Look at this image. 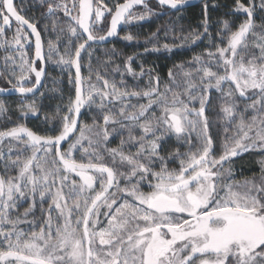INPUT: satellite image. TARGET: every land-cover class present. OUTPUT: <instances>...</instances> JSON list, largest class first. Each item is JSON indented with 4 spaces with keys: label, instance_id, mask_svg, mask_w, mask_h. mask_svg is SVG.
<instances>
[{
    "label": "snow or ice",
    "instance_id": "snow-or-ice-1",
    "mask_svg": "<svg viewBox=\"0 0 264 264\" xmlns=\"http://www.w3.org/2000/svg\"><path fill=\"white\" fill-rule=\"evenodd\" d=\"M40 3L46 5L45 19L55 17L53 31L59 29L46 52L37 25L14 0H0V37L13 21L17 25L11 41L0 40V48L9 52L0 77L10 73L15 91L34 95L51 63L69 70L74 97L54 116L45 115L46 134L23 124L0 131V264H264V158L258 161L260 173L243 181L234 178L231 167L242 153L264 151V18L255 20L264 0L258 5L234 0L231 14L244 19L235 28L223 20L215 37L205 0L203 32L193 29L183 39L195 43L207 36L209 47L188 61L194 68L173 66L182 79L169 69L163 90L152 69L148 86L140 88L126 83L118 65L112 72H119L120 85L106 78L109 61L101 64L104 74L93 68V58L99 60L93 45L117 35L120 24L147 19L152 14L147 0H117L114 10L104 0ZM185 3L158 0L171 9ZM134 5L147 11L136 14ZM61 11L67 17L63 26L56 16ZM105 13L110 27L98 35L102 29L96 24ZM30 35L34 56L22 51ZM161 47L171 52L176 46L165 43L152 51ZM132 60L125 62L127 74L145 75L143 66L134 71ZM33 73L35 82L25 86ZM213 89L220 94L218 112L211 103ZM86 106L97 110L91 124L79 119ZM5 111L0 102V113ZM19 111L27 116L40 109L32 102ZM210 112L223 128L218 144ZM114 136L119 145L109 148ZM173 136L184 151L167 150Z\"/></svg>",
    "mask_w": 264,
    "mask_h": 264
},
{
    "label": "trees",
    "instance_id": "trees-1",
    "mask_svg": "<svg viewBox=\"0 0 264 264\" xmlns=\"http://www.w3.org/2000/svg\"><path fill=\"white\" fill-rule=\"evenodd\" d=\"M110 8L114 9V5L117 0H104ZM120 3L124 0H119ZM208 4V14L210 17V26L209 32L215 37L217 31L222 27L221 22L223 20H228L231 27L235 28L238 26L239 22L244 19L242 15L231 14V10L234 6V0H206ZM247 4L248 0H243ZM256 4H259V0H255ZM15 5L18 9H22L27 18L31 22L35 23L38 27V30L41 33V39L43 42L44 50L47 51L48 42L52 40L56 42L57 34L59 29L53 31L52 29V19L55 17H49L45 19L42 15L46 12V5H41L39 0H15ZM205 1L180 11L165 13L166 10L160 8L156 3H148L149 8L151 9L152 14L143 21H136L131 24H124V27L118 36L112 43L105 46H95L96 56L99 57L97 60L93 58V68L99 69L101 74H104L105 68L101 67V64L104 61H109L107 64V76L109 80H114L117 85H120L121 76L119 72L113 73L112 68L117 65L120 67V70L125 73L124 80L129 86L138 85L140 88H146L148 86L147 81L149 76L147 75L148 69H152V75H159L161 77V90H163V85L168 81V71L173 69L177 73V79H182L180 75V69L174 68V65L184 63V69L189 70V68H194L195 65H189L193 56L200 55L204 53V50L209 47L208 37L204 36L201 40H197L195 43L191 42V38L187 42H184V37L188 35L193 29L197 32H203V27L201 22L204 19V5ZM147 11L144 7L138 8L133 12L136 14ZM60 18V23L63 26L64 21L67 20V17H64L63 12H58L56 14ZM110 16V15H108ZM264 18V11H261L258 7L255 13V20L257 23H260L261 19ZM108 17L101 25L96 26L101 31L97 32L98 35H104L108 28L107 23ZM47 25V29L45 28ZM17 25L13 22L11 28L6 31L4 37H0V40L7 39L12 40ZM158 32V38L153 39L152 33ZM167 32V35L165 34ZM131 34L134 39L132 41L124 40L125 35ZM68 33L65 32L62 36V43L59 45L60 51L63 52V43L67 41ZM175 45L171 52L164 50L161 47L160 51H152V48L160 47L163 44ZM28 51L33 50L32 41L29 37L28 44L25 46ZM148 49V51H145ZM26 49H24L25 51ZM214 50V46H213ZM11 54L16 55L17 53L14 50H10ZM9 52H5L4 49L0 48V63L1 71L4 70V57L8 55ZM18 56V55H17ZM132 56L133 60L131 66L135 72L139 73L141 67L143 66L145 70V75L142 77H133L128 75L124 67L127 57ZM207 59L206 55L204 56ZM84 62H87V56L85 55ZM18 67H16V75L18 73ZM73 80L75 75V70L71 69ZM84 76L88 75L87 68L82 70ZM7 78L0 77V87L3 89H8L13 87V84H16L17 81L15 76L10 75V73L5 74ZM11 79V83H9ZM56 81L55 83L53 81ZM92 80L95 81V71L92 75ZM34 83V78L30 74V82L26 83L25 86H31ZM102 84V82H101ZM55 89V91H53ZM43 93V95H41ZM74 97V83H69V70L62 69L54 64L46 65V76L44 79L43 86L41 90L33 97H0V102L5 105L6 111L0 113V131L11 129L19 124H23L26 127L32 129L38 134H46V129L49 125L45 122V115L49 117L54 116L57 112V107L60 106L63 108L64 105L68 103L69 97ZM219 96L220 94L212 90V101L211 103L216 106L217 112L219 110ZM35 102L36 106L40 109L37 115L28 113L27 116H24L19 111V106L21 104H28ZM136 102L135 100L133 101ZM141 103L146 102L141 100ZM198 105V104H197ZM62 114V113H61ZM97 114V110L93 106L91 110L86 106L82 111L79 117L80 121L91 124L93 115ZM159 114V112H157ZM215 121L213 123L211 134L216 139L217 144L220 140V135L223 131L221 122L216 121L215 113H209ZM248 115H251L249 112ZM99 122L102 123V117H99ZM231 129L232 125H228ZM231 134V133H229ZM120 138L118 136L110 137V142L108 147H117L119 145ZM15 143V142H14ZM8 142L5 141V151H7ZM178 145L175 137H171L168 140L166 145L167 150H172ZM68 144H64L66 149ZM181 147V151H184L185 148ZM134 151V149H133ZM15 152V150H14ZM31 150L29 149L24 153L25 156L30 155ZM166 154V153H165ZM79 156V153H76ZM264 158V151L259 149L250 150L249 152L242 153L240 156L233 158L234 162L231 167L234 170V178L237 181H243L246 178L252 177L254 174L258 175L260 173V165L258 161ZM170 167H178V164H170ZM228 167V165H226ZM2 171V168H0ZM123 186V183L121 184ZM27 205H25L26 207ZM47 207V205H45ZM23 209H21L22 211ZM36 217L40 216L39 208H37ZM103 219V217H101Z\"/></svg>",
    "mask_w": 264,
    "mask_h": 264
},
{
    "label": "water",
    "instance_id": "water-1",
    "mask_svg": "<svg viewBox=\"0 0 264 264\" xmlns=\"http://www.w3.org/2000/svg\"><path fill=\"white\" fill-rule=\"evenodd\" d=\"M205 0H186V3L182 6H179L178 9H171L169 8L168 6H160L158 4V0H147V4L148 3H151V2H154L156 3L160 8L166 10L165 13H169V12H176V11H180V10H183V9H187V8H190V7H193V6H196L202 2H204ZM15 2V0H14ZM123 3V2H122ZM143 6L142 5H134L132 11L138 9V8H142ZM15 23V21H13ZM110 23H111V16H110V19H109V24H108V28L110 27ZM16 24V23H15ZM124 27V24H120L118 25V28H117V35L115 36H112V37H109L107 40L103 41V42H97L96 44H94L95 46H105V45H108L110 43H112L115 39L118 38V36L120 35L122 29ZM29 33H30V29L27 30ZM106 33V32H105ZM32 40V43H33V48H34V51H35V37L34 36H29ZM43 44V42H42ZM44 47V46H43ZM34 56V54H33ZM46 67V66H45ZM0 71H1V63H0ZM34 76V73L32 74ZM45 76L46 74L42 77V84L39 86V90L35 92V94H27L26 96H21L20 93H18L17 91H15V89L13 87L11 88H8V89H3L0 87V89H3V91H0V97H24V98H28V97H33L35 96L42 88L43 86V83H44V79H45ZM35 78V76H34Z\"/></svg>",
    "mask_w": 264,
    "mask_h": 264
},
{
    "label": "rangeland",
    "instance_id": "rangeland-1",
    "mask_svg": "<svg viewBox=\"0 0 264 264\" xmlns=\"http://www.w3.org/2000/svg\"><path fill=\"white\" fill-rule=\"evenodd\" d=\"M40 1V0H39ZM106 5H107V3L106 2H104ZM108 6V5H107ZM109 7V6H108ZM110 8V7H109ZM114 10V9H113ZM109 14L108 13H105V17L103 18V20L101 21V22H97V24H96V26H99V25H101V23L103 22V21H105V19H106V17H108V19H107V23L109 24V19H110V16H108ZM108 29V28H107ZM23 43H24V45L26 46L27 44H28V40L27 41H23ZM24 49H26L25 51L28 53V55L29 56H32V52L31 51H28V49L27 48H25L24 47ZM24 49H22V51H24ZM16 55H18V53L16 54ZM18 71H19V68H18ZM19 73V72H18ZM198 104V103H197ZM197 107L199 106V105H196ZM84 109V108H83ZM82 109V110H83ZM81 110V111H82ZM194 138V137H193Z\"/></svg>",
    "mask_w": 264,
    "mask_h": 264
},
{
    "label": "flooded vegetation",
    "instance_id": "flooded-vegetation-1",
    "mask_svg": "<svg viewBox=\"0 0 264 264\" xmlns=\"http://www.w3.org/2000/svg\"><path fill=\"white\" fill-rule=\"evenodd\" d=\"M31 39V38H30ZM32 41V40H31ZM32 47H33V43H32ZM33 54H34V48H33V50H32V56H33ZM37 64H38V66H39V62H37ZM33 76V75H32ZM33 78H34V76H33ZM34 82H35V78H34Z\"/></svg>",
    "mask_w": 264,
    "mask_h": 264
}]
</instances>
